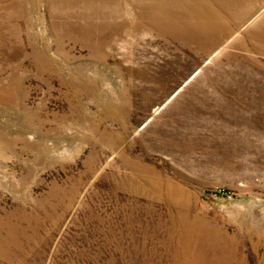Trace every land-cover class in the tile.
<instances>
[{
  "label": "rangeland",
  "instance_id": "obj_1",
  "mask_svg": "<svg viewBox=\"0 0 264 264\" xmlns=\"http://www.w3.org/2000/svg\"><path fill=\"white\" fill-rule=\"evenodd\" d=\"M0 264H264V0H0Z\"/></svg>",
  "mask_w": 264,
  "mask_h": 264
},
{
  "label": "bare ground",
  "instance_id": "obj_2",
  "mask_svg": "<svg viewBox=\"0 0 264 264\" xmlns=\"http://www.w3.org/2000/svg\"><path fill=\"white\" fill-rule=\"evenodd\" d=\"M262 14V13H261Z\"/></svg>",
  "mask_w": 264,
  "mask_h": 264
}]
</instances>
